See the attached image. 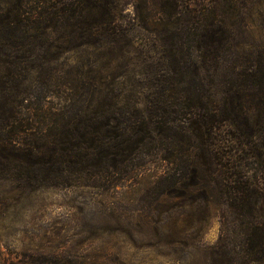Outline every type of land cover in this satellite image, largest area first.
Masks as SVG:
<instances>
[{
    "label": "trees",
    "instance_id": "trees-1",
    "mask_svg": "<svg viewBox=\"0 0 264 264\" xmlns=\"http://www.w3.org/2000/svg\"><path fill=\"white\" fill-rule=\"evenodd\" d=\"M246 2L132 0L131 12L121 0H0V180L108 191L164 161L134 215L146 231L171 213L162 202L208 201L221 233L207 263L264 264V50L243 38ZM134 26L161 47L144 52L156 63L138 71L142 98L124 104L112 96L132 74L103 72L128 66ZM84 47L97 56L89 70L103 71L67 84L76 64L65 55ZM37 85L67 90L49 105Z\"/></svg>",
    "mask_w": 264,
    "mask_h": 264
},
{
    "label": "rangeland",
    "instance_id": "rangeland-1",
    "mask_svg": "<svg viewBox=\"0 0 264 264\" xmlns=\"http://www.w3.org/2000/svg\"><path fill=\"white\" fill-rule=\"evenodd\" d=\"M121 4L133 12L132 0H121ZM245 16L243 38L264 50V0H247ZM126 36L134 45L121 58H127L128 66L103 72L116 79L132 74L112 96L124 104L142 98L144 84L139 79L143 77L138 71L152 61L156 63L144 52L155 56L161 47L155 32L146 28L134 26ZM92 53V48L84 47L65 55L75 59L72 63L76 65L61 79L68 84L70 77L100 74L103 70L98 71L95 65L89 70L97 58ZM65 56L60 62L67 60ZM40 87L37 85V90ZM41 88L48 95L49 105L62 102L63 89L67 90L64 85L50 86L46 91ZM166 167L160 160L149 163L124 185L108 191L91 186H44L23 192L0 180V264H208L207 247L221 233L220 211L215 204L181 198L162 202V211L172 210L162 217L157 231H146L143 220L134 217L150 203L141 190ZM260 207L264 215V199ZM174 239L193 245L169 244Z\"/></svg>",
    "mask_w": 264,
    "mask_h": 264
}]
</instances>
